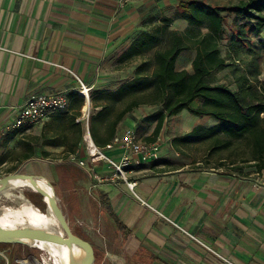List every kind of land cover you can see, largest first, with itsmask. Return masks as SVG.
Wrapping results in <instances>:
<instances>
[{
  "label": "crops",
  "instance_id": "1",
  "mask_svg": "<svg viewBox=\"0 0 264 264\" xmlns=\"http://www.w3.org/2000/svg\"><path fill=\"white\" fill-rule=\"evenodd\" d=\"M164 1L0 0V129L12 124L28 97L55 90L71 93L78 85L75 76L86 80L100 55L127 46L139 18ZM182 69L189 70L180 64ZM196 101L191 105L197 106ZM197 117L192 127L215 123L210 116ZM87 131L88 126L68 155L79 154ZM108 152L115 156L117 150ZM90 171L94 181L97 169ZM127 175L136 182L133 190L123 181L106 182L97 184L102 186L97 195H108L147 264H227L221 257L233 264H264V184L256 172L177 166L138 167ZM39 180L53 192L45 179Z\"/></svg>",
  "mask_w": 264,
  "mask_h": 264
},
{
  "label": "rangeland",
  "instance_id": "2",
  "mask_svg": "<svg viewBox=\"0 0 264 264\" xmlns=\"http://www.w3.org/2000/svg\"><path fill=\"white\" fill-rule=\"evenodd\" d=\"M178 1L165 0L161 6L148 10L134 25V34L131 41L139 32L150 30L154 25L160 23V17L165 15L172 20L169 28L182 34L185 37L186 43L194 47L197 40L207 33V29L190 26L186 21L180 19L178 17ZM202 1L209 2L212 5L229 6L237 3L239 0ZM223 14L225 16L223 32L217 42V46L220 56L225 59L226 66L221 70H214L208 81L211 84H223L235 90L240 76L244 75L248 78L249 82L258 85L259 81L264 79V28L259 36L250 35L251 43H249V48L240 47L239 54L237 56L233 55L229 51L234 29L232 24L233 15L227 12ZM240 21H243V19H240ZM128 45H121L107 53L104 52V54L99 56L87 79L81 80L88 89V99H85L81 95L83 88H81L80 82L75 77L78 85L71 92L83 98L80 115L75 118V122H79L82 129L86 126L89 127V119L92 112H96L99 109V107L92 108L90 102L95 92L97 90H114L121 84L129 81L135 74L136 67L142 61L147 62L142 72L150 74L155 66V51L166 47L167 43L165 41L159 43L156 48L142 56L133 57L121 62L118 61L119 56ZM194 55L195 51L192 48L182 51L177 59L176 68L178 69L181 64L182 67L188 68L191 71V64H185L184 62L192 59ZM66 93L69 94L70 92L66 91ZM130 98V95L125 96L115 104L113 101H110L111 109L107 116L113 117L114 113ZM86 100L89 101V108L87 114H84L83 106ZM99 102L104 101L100 100ZM196 103L197 101L192 105H196ZM70 105L72 104L69 103L65 119L53 120L55 125H61L67 130H69L67 128V117L73 112ZM161 112L162 108L160 105H140L124 116L117 125V130L121 132L131 127L140 138L144 139L153 130L156 119ZM50 119L51 117L41 124L30 127L29 131L17 132L16 136L5 146L0 144V177L8 173H26L25 171L28 170L30 173L41 175L47 179L54 187L58 203L72 232L90 242L94 247L95 260L93 264H147L142 254L136 251L137 241L134 240L129 232L125 234L119 232L112 217L100 206L97 198L99 194L97 195V192L101 190L102 186H98L96 181H93L91 171L89 170V172L80 167L74 160H70L66 144L75 137V134H69L67 140L50 145H44L42 140L39 139V135L47 127ZM197 119L198 117L187 109L166 117L158 135L161 143L159 158L155 161L141 164L140 168L155 169L183 166L190 169L195 166L214 168L221 166L223 169H230L237 174L255 172L252 165L255 156V146L252 136L245 135L240 139L232 140L228 147L217 150L212 149L215 143L214 136L199 140L192 139L186 142L174 141L175 137H179L190 131ZM261 125V122H258L256 130L259 131ZM10 129L11 125L1 128L0 139ZM218 136L220 138L223 137L220 134ZM26 142H29L31 145V151L27 147ZM80 147L78 158L87 162L88 169H97V174L102 175L112 171V167L106 163L104 166H99L97 163L91 164L88 161L84 145ZM24 152H31V157L26 160L23 159ZM106 152L109 153L108 151ZM117 155L115 156L117 157ZM196 163L199 165H196ZM119 181L123 180L119 179ZM23 193L38 208L42 210L45 208L42 197L38 192L24 190ZM0 197H2V194H0ZM134 197L137 198L135 194ZM189 235H187L188 238L196 245L220 259L219 256L203 247ZM47 258L48 253L35 246L21 243L0 244V260L2 264H47L45 262ZM173 259L171 258L170 260ZM173 261L172 263H175ZM223 262L230 264L224 260Z\"/></svg>",
  "mask_w": 264,
  "mask_h": 264
},
{
  "label": "trees",
  "instance_id": "3",
  "mask_svg": "<svg viewBox=\"0 0 264 264\" xmlns=\"http://www.w3.org/2000/svg\"><path fill=\"white\" fill-rule=\"evenodd\" d=\"M177 7L180 19L190 26L206 28L207 33L197 40L194 47H191L182 34L169 28L172 20L165 15H162L160 23L150 30L139 32L119 56L118 61L142 56L163 41L167 46L155 51V66L150 74L142 72L147 64L146 61H142L129 81L114 90H97L91 97L92 108L99 107L96 112H92L89 119L88 131L93 142L98 146L108 143L120 132L117 130V125L124 116L140 105H160L162 108L153 130L144 137L146 141H154L158 137L166 117L187 109L195 116H210L215 123L210 126L195 125L190 131L175 137L174 141L186 142L214 136L215 143L212 149L217 150L228 147L232 140L240 139L245 135L252 136L255 146L252 165L255 172L264 173V79L259 81L258 85H254L246 76H240L235 90L208 81L214 70H221L226 66L225 59L220 56L217 46L225 21L223 13L233 15L234 29L229 51L237 56L240 47L249 48L250 35L259 36L264 28V0H239L229 6L212 5L202 0H179ZM191 48L195 51L191 61L192 70L176 69L177 57L182 51ZM129 95L131 98L114 113V116L108 117L111 109L110 101L115 104ZM68 97L73 111L67 117L69 130L61 125H55L54 122L66 118L67 107L66 110L50 116L51 119L39 135V139L44 145H50L67 140L69 134H75L68 144L65 143L67 150L74 152L83 134L81 124L75 122V118L80 115L83 98L72 92ZM100 100L104 102H99ZM196 100L199 104L192 106L191 104ZM258 122L262 124L259 131L256 130ZM20 131L24 130L11 128L0 139V144L5 146ZM219 134L223 137L220 138ZM26 145L31 151L29 142H26ZM31 155V152H24L23 159L26 160ZM98 196L100 206L112 217L118 231L122 234L128 233L125 225L115 214L108 195L100 192Z\"/></svg>",
  "mask_w": 264,
  "mask_h": 264
},
{
  "label": "built area",
  "instance_id": "4",
  "mask_svg": "<svg viewBox=\"0 0 264 264\" xmlns=\"http://www.w3.org/2000/svg\"><path fill=\"white\" fill-rule=\"evenodd\" d=\"M75 77L80 82L81 88H83L86 92V95H84L81 90V95L84 96L85 99L88 98V89L77 76ZM68 103V94L65 90L36 93L25 100L23 106L11 124V128L28 130L32 126L43 123L53 114L66 110ZM83 145L88 156V161L91 164L105 162L108 166L110 165L112 167V171L108 174L100 175L94 172L93 177L96 184L106 182L118 184L119 179H122L131 190H133L136 182L128 179L127 172L140 167L143 163L157 160L161 152L159 137H157L154 141H146L145 139L140 138L131 127L117 133L104 146L96 145L93 142L89 131H87L83 137ZM114 149L117 150V157L114 156V154L109 155L106 152ZM69 156L71 158L70 160H74L80 167H83L86 170H92L88 169L87 162L85 160L78 158V152L70 154ZM256 174L260 178L259 184H264L263 171L256 172ZM138 199L141 200L140 198ZM190 236L203 247L219 256L218 253L202 241L192 235ZM221 259L233 264L228 259H224L223 257H221Z\"/></svg>",
  "mask_w": 264,
  "mask_h": 264
},
{
  "label": "bare ground",
  "instance_id": "5",
  "mask_svg": "<svg viewBox=\"0 0 264 264\" xmlns=\"http://www.w3.org/2000/svg\"><path fill=\"white\" fill-rule=\"evenodd\" d=\"M82 94L86 95L85 90L82 91ZM88 108V100H86L83 106L84 114H87ZM34 178L37 183H34L33 180L12 179L9 187L0 191V194H2V197H0V226L14 228L45 224L46 229L49 231L62 233L61 226L52 212L48 198L41 195L42 201L45 204V208L42 210L27 199L23 193L22 189H32L38 193L42 189L52 194L48 184L43 180H39L45 179L43 176H35ZM45 180L48 182L47 179ZM40 220H45V222L41 223ZM22 240L25 242V245L35 246L46 251L48 253V258L45 261L47 264H80L85 256L84 250L74 244H56L41 240Z\"/></svg>",
  "mask_w": 264,
  "mask_h": 264
},
{
  "label": "water",
  "instance_id": "6",
  "mask_svg": "<svg viewBox=\"0 0 264 264\" xmlns=\"http://www.w3.org/2000/svg\"><path fill=\"white\" fill-rule=\"evenodd\" d=\"M88 105H89V101H88ZM35 176H40V175L26 174L20 172L8 173L0 177V191L4 190L5 188H8L12 179L29 178L32 179L34 183H37L36 179L34 178ZM48 183L54 190L52 184L49 181ZM38 194L48 198L52 212L57 222L61 226L62 233L49 231L48 229H46L45 224L42 225L40 224L39 226L33 225L29 227L23 226V227H14V228H5L0 226V244H8V243L25 244V242L22 239H27L28 241L29 240L48 241L56 244H74L81 247L85 252V256L83 260L80 262V264H93L95 260V253L92 244L72 232L66 220V217L58 203L56 195H54L53 192L52 194H49V192H46L45 190L42 189L39 190ZM40 221L41 223L45 222V220H40Z\"/></svg>",
  "mask_w": 264,
  "mask_h": 264
}]
</instances>
